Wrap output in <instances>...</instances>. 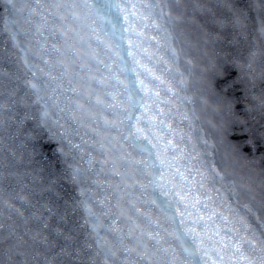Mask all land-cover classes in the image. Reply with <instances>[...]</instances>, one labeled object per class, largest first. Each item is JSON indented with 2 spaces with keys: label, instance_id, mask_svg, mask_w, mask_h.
Wrapping results in <instances>:
<instances>
[{
  "label": "snow or ice",
  "instance_id": "1",
  "mask_svg": "<svg viewBox=\"0 0 264 264\" xmlns=\"http://www.w3.org/2000/svg\"><path fill=\"white\" fill-rule=\"evenodd\" d=\"M0 264H264V0H0Z\"/></svg>",
  "mask_w": 264,
  "mask_h": 264
}]
</instances>
